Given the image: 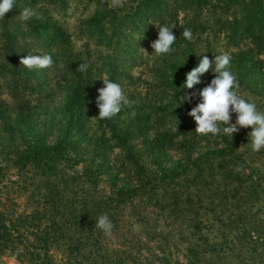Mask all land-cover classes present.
<instances>
[{
	"label": "trees",
	"instance_id": "1",
	"mask_svg": "<svg viewBox=\"0 0 264 264\" xmlns=\"http://www.w3.org/2000/svg\"><path fill=\"white\" fill-rule=\"evenodd\" d=\"M64 3L65 0H27L25 5L34 9L41 5L36 11L51 9L60 13ZM22 7L0 19V90L6 92H15L25 79L40 81L41 75L37 68L28 69L19 61L21 53H33V39L40 40V44L46 46L59 42L61 50L66 43L63 29L52 26L48 20L32 19L26 23L27 28L23 31L20 26L10 29L8 24L11 15L19 16ZM87 22L90 27L99 28L101 44H105L115 55L102 67L109 80L129 76L136 62L135 57H141L138 53L153 55L151 43L158 38L157 26L175 25L173 33L177 38L170 55L176 57L180 64L167 59V55L155 54L157 58L154 64L161 63L159 69L162 71L159 73L164 81L185 80L186 73L197 66L194 53H203L198 50L199 43H204L208 50L219 39L222 49L232 57L231 70L237 76L240 93L243 89L254 92L259 96L255 103L260 110H264V0H134L129 8L107 6L98 10ZM185 28L193 32L191 42L182 36ZM52 51V48H46L43 53H57ZM178 53H183V61L177 58ZM50 55L54 62L58 61L53 54ZM69 63L61 68L62 73L71 72ZM76 69L72 71L81 78L80 84L87 86L92 83L90 67L86 74ZM202 81L190 90V94L210 83L205 77ZM195 100L199 102L198 98ZM171 105L153 107L161 115L162 121L169 117L167 109ZM17 106L18 109H25L27 104L23 102ZM8 109L4 103H0V118L7 116L4 120L10 124L12 115H7ZM149 117H137L136 121L143 124L142 118ZM250 132L251 128H246L241 133L233 134L231 139L223 132L211 137L198 136L187 127L180 128L179 134L183 136L181 147H184L185 156L174 167L154 170L137 161L131 151L132 162L114 163L107 169L117 178L125 171L130 183L121 186L118 180H113L109 194L99 187L106 159L98 166L91 160V164L79 173L68 163L70 156L66 140L52 147L45 144L30 145L26 150L16 153L15 165L20 171L32 166L54 178L51 182L53 193L44 197L46 204L51 207L34 209L30 213H19L12 208L0 209V255L11 253L30 264H59L53 255L56 250L66 264L77 262L78 259L85 261L83 258L88 241H91L88 244L95 251L104 234L95 227L102 214L109 216L115 228L132 226L142 221L149 226L158 218L176 220L183 216L195 231L193 236L197 237L198 246L205 248L206 253L216 250L218 246L210 234V224H214V219L211 216L206 224L198 215V209L214 208L217 202L236 198L240 185L233 184L238 182H245V185L240 183L243 184L241 187L251 192L253 198L264 199V175L257 176L256 169H252L255 155L261 152L264 155V149L259 152L252 150ZM113 134L109 141L114 139L121 147L126 146L127 151L133 150L134 147L122 144L127 141L126 137ZM179 134L168 131L156 133L158 139L153 138L151 143L157 146L151 151L165 143L172 144L174 139L180 137ZM204 141L215 147H207L204 153L198 152L197 157H194V152ZM136 153L141 157L140 151ZM150 208L160 209L153 213L155 219H151L147 212ZM128 214L131 217H127ZM131 218H135V221ZM253 230L260 232L258 228Z\"/></svg>",
	"mask_w": 264,
	"mask_h": 264
},
{
	"label": "rangeland",
	"instance_id": "2",
	"mask_svg": "<svg viewBox=\"0 0 264 264\" xmlns=\"http://www.w3.org/2000/svg\"><path fill=\"white\" fill-rule=\"evenodd\" d=\"M26 1L17 0L11 11L26 6ZM133 1L122 0L121 7L129 8ZM65 2L63 9L59 10L60 13L51 9L37 11L42 17L40 20H48L52 26L63 29L66 42L63 49H60L59 42L46 46L41 45L40 40L35 38L31 42L33 53H29L53 54L58 61H53L51 68H37L41 75L38 82L25 79L15 92L0 90V103L9 107L7 115H12L10 124L4 120L7 116L0 118V209L12 208L19 213H30L34 209L51 207L46 204L44 197L53 193L51 182L54 178L32 166L20 171L15 165L16 153L26 150L30 145L45 144L52 147L66 140L65 145L69 146L67 151L70 156L68 163L79 173L91 164V160L98 166L106 159L99 187L109 194L113 180H118V185L121 186L130 183L125 171L121 172L118 178L112 175L107 170L110 165L132 162L130 152L133 151L137 161L154 170L172 168L185 156L184 147H181L183 136H180L179 129L187 127L193 132L196 129V124L188 112L198 102L195 98L186 100V95L191 94L190 90L182 89L185 82L183 78L175 82L164 81L159 73L162 71L159 69L161 63L154 64V59L157 58L155 53H138L141 57H135L136 62L129 76L111 80L122 86L130 104L122 105L121 112L111 119H99V109L96 105L98 89L103 87L102 79H109L102 67L115 55L105 44H101L99 28L90 27L87 19L98 10L115 6L112 0ZM40 7L41 5H38L36 9L39 10ZM16 17L18 16L11 15L9 28L18 29L20 26L21 31L25 30L26 23H19L20 20ZM33 19L37 21L36 18ZM205 37L206 35L203 39ZM198 47L203 53H194L195 64H198L200 55L205 54L214 59L215 55L225 53L219 39L214 41V45L208 50L204 43H199ZM46 48H52V52L57 53H43ZM29 54L21 53L19 61ZM166 57L179 63L173 55ZM177 58L183 61V53H178ZM66 63H69L71 69L69 74L62 73L61 68H64ZM81 63H88L92 70V83L87 86L80 84L81 78L72 71ZM178 77L181 78V75ZM203 77L211 81L214 75L210 70ZM253 93L243 89L240 94L255 102L259 96ZM23 102L27 107L18 109L17 105ZM168 103H172L167 109L169 117L162 121L161 115L157 114L153 107ZM149 115L148 119L142 118L143 124L137 123V117ZM235 120L236 115L232 116L231 123H235ZM244 129L246 128H241L237 133ZM167 131L179 134L180 137L174 139L172 144L165 143L151 151L157 146L156 143H151L153 138L158 139L156 133ZM112 133L117 137H126L127 141L122 144L134 147L133 150L127 151L126 146L121 147L114 139L109 141ZM201 145L197 148L198 151L196 149L197 152H194V157H197L198 152L204 153L207 147H215L206 141ZM136 151L141 152V157ZM252 161V169H256V175H264L263 152L256 154ZM240 183L245 185V182L233 184L240 185L237 188L240 191L235 194L236 198L217 202L214 208L198 209V215L206 224L211 216L214 219V224H210V234L218 246L216 250H208L209 253H206L205 248L198 246L197 237L193 236L195 231L189 226L187 218L182 216L171 220L162 217L153 220L149 226L143 221L132 226H114L111 234L102 235L97 250H92L89 245L91 241H88L87 252L83 258L85 261L78 259L72 264H264V199L253 198L251 192L243 190L244 186L241 187L243 184ZM127 211L130 212L129 209ZM157 211L160 209H147L151 219L156 218L153 213ZM126 216L131 217L130 214ZM131 219L135 221V218ZM253 228L260 229L259 234L254 232ZM90 251H93L91 255L88 254ZM53 255L59 264H66L59 252L54 250ZM0 264L30 263L22 262L11 253H4L0 255Z\"/></svg>",
	"mask_w": 264,
	"mask_h": 264
},
{
	"label": "clouds",
	"instance_id": "3",
	"mask_svg": "<svg viewBox=\"0 0 264 264\" xmlns=\"http://www.w3.org/2000/svg\"><path fill=\"white\" fill-rule=\"evenodd\" d=\"M17 0H0V19H4L15 6ZM113 6H122V0H112ZM20 21L27 23L33 18L42 19L36 9L28 6L22 7L18 17ZM158 28V38L151 43V48L157 55L171 54L173 45L177 38L173 33L175 25H160ZM182 36L185 40H193V32L190 28H185ZM143 51H145L143 49ZM232 57L229 53L215 55L214 59L203 54L200 55L198 64L186 73L185 82L182 89L192 90L200 85L202 77L211 72L214 78L211 79L202 89H197L186 95V100L198 98V103L188 112V115L196 124L197 134L216 136L223 132L231 139L233 134L241 128H251L249 138L251 148L259 152L264 149V110H260L255 102L245 99L240 94V85L237 76L231 70ZM53 58L49 54L33 55L22 57L20 64L28 69H47L53 66ZM90 65L81 63L76 69L77 72L87 73ZM103 87L98 89L96 105L99 109V119H111L119 114L122 105H129L122 86L107 78L102 79ZM236 114L235 123H231L233 114ZM134 116L135 113H132ZM96 118V117H95ZM96 228L101 229L106 234H111L114 227L109 216L102 214L96 221Z\"/></svg>",
	"mask_w": 264,
	"mask_h": 264
}]
</instances>
